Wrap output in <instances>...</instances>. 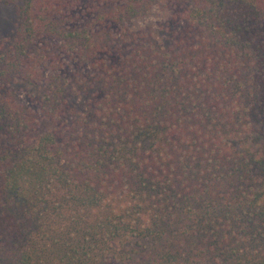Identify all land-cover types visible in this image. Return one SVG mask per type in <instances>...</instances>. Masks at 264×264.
Listing matches in <instances>:
<instances>
[{
    "label": "trees",
    "instance_id": "16d2710c",
    "mask_svg": "<svg viewBox=\"0 0 264 264\" xmlns=\"http://www.w3.org/2000/svg\"><path fill=\"white\" fill-rule=\"evenodd\" d=\"M1 1L0 264H264V0Z\"/></svg>",
    "mask_w": 264,
    "mask_h": 264
},
{
    "label": "rangeland",
    "instance_id": "374dc122",
    "mask_svg": "<svg viewBox=\"0 0 264 264\" xmlns=\"http://www.w3.org/2000/svg\"><path fill=\"white\" fill-rule=\"evenodd\" d=\"M92 0H75L74 7L70 8V14L78 15L77 22L80 24L85 21L88 17V9L91 8ZM91 10V9H90ZM96 11H90V15L94 16ZM69 14V15H70ZM162 13L156 9L152 8L151 12L142 19L141 22L151 23L156 19L160 18ZM70 17V16H69ZM17 24L14 6L10 3H5L0 0V42L2 39H9L12 37L15 26ZM18 103L21 105L31 106L23 93H18Z\"/></svg>",
    "mask_w": 264,
    "mask_h": 264
}]
</instances>
